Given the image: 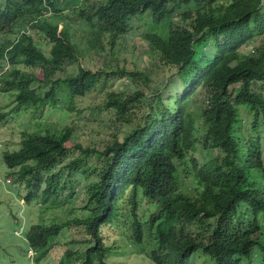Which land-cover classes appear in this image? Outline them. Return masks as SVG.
I'll list each match as a JSON object with an SVG mask.
<instances>
[{
	"label": "trees",
	"instance_id": "trees-1",
	"mask_svg": "<svg viewBox=\"0 0 264 264\" xmlns=\"http://www.w3.org/2000/svg\"><path fill=\"white\" fill-rule=\"evenodd\" d=\"M56 5L57 0H0V70L9 66L0 80L3 90H15L17 108L55 106L61 89L73 103L99 84L103 72L82 65L77 73L67 71L83 55L72 39L75 28L89 30L93 46H102L106 38L114 47L135 22L159 23L164 35L144 31L142 37L168 71L150 95L128 87L107 93L102 108L131 129L123 139L113 135L103 149L78 145L83 156L68 167L79 163L85 166L81 175L93 176L83 205L71 209L61 224L32 226L26 235L30 248L47 249L64 228L78 229L83 239L71 240L77 250L67 251L60 264H107L101 227L124 231L125 226L132 244L152 241L155 247L157 237V248L145 250L155 264H190L199 249L214 264L254 258L264 264V141L259 131L264 125V0H65V15L74 24L61 32L44 13ZM32 29L48 41L49 52ZM247 47L250 52L242 53ZM136 72L131 71L149 85V74ZM177 80L181 87L173 89L171 82ZM202 89L201 105H191L199 109L195 114L189 104ZM240 105L255 119L249 120V135L242 131ZM7 117L10 113L0 112V129H8ZM35 126L23 129L21 149L6 151L4 159L18 169L12 175L25 184L26 203L48 195L52 205L64 204L75 197V184L68 183L62 199L67 187L60 185L62 172L50 175L48 170L66 157L73 127L50 129L41 121ZM199 147L219 154L205 162L191 157L187 171L197 190L192 195L181 189L180 168ZM142 200L149 205L144 216ZM77 210L84 215H75Z\"/></svg>",
	"mask_w": 264,
	"mask_h": 264
},
{
	"label": "rangeland",
	"instance_id": "rangeland-1",
	"mask_svg": "<svg viewBox=\"0 0 264 264\" xmlns=\"http://www.w3.org/2000/svg\"><path fill=\"white\" fill-rule=\"evenodd\" d=\"M64 5L65 0H57L56 10H50L52 19L58 22L62 29L65 26L74 24V21L65 15ZM179 19L180 16L175 15L174 21L178 22ZM142 20L135 22L133 30L119 38L114 47L110 46L106 38L103 39L102 46H93L89 42L92 36L89 30L74 29L72 39L78 43L83 55L78 62L68 64L67 71L77 73L79 65H82L103 72V75L99 84L91 92L78 98L73 103L68 101L66 90L61 89L57 93L56 101L59 109L55 108L56 105L36 108L37 105L31 104L26 105L24 109L18 108L15 110L14 96L10 92L0 91V112L10 113L11 115V117L4 119V125L8 124V129H0V264H60L65 260L67 251L77 250L75 243L71 240L73 238L83 239V235L78 229L64 228L57 237L51 240L47 249L33 248L36 254L28 253L30 246L26 235L34 225L49 226L54 223H63V218L70 217L71 209L76 210L83 205L85 186L93 176L91 174L86 178L85 175H81L85 166H80L79 163L74 164L71 168L68 167L73 160L83 156V151L78 145L83 147L96 146L103 149L104 144L113 139V135H118L120 139H123L130 131L131 128L127 123L121 121L117 116L111 115L112 113L107 108H102L107 93L123 91L128 87L131 91L141 90L150 95L153 92L151 91L152 88L165 81L168 70L163 66L157 52L151 49L148 41L142 37L144 31L150 33L160 32L161 35H164L165 31L159 29V23H151L149 26L147 19L143 18ZM35 39L45 47L43 37L35 35ZM210 44L214 48L210 50L213 53L215 51L214 42ZM209 47L208 45L206 49ZM248 52H250L249 47L242 49V53ZM123 69H126L123 72L125 76L119 77L120 70ZM131 71H137V74H139L138 71L148 73L150 77L149 85L145 84V78L133 76ZM0 84H2L1 81ZM171 84L173 89L181 87L179 80L176 83L172 81ZM200 91L189 106L193 103L201 105L204 90ZM64 102L69 103V107L66 108L63 105ZM241 108L247 109L245 105H240ZM189 109L195 114L199 110L196 105L191 106ZM241 112L242 131L249 135L251 132L249 120L251 119V122H254L255 119L250 118L251 115L248 111L241 109ZM258 120L263 121L261 117H258ZM37 121H41L50 129L70 125L74 130L73 138L66 143L68 147L66 157L56 162V165L48 170L50 175L57 173L59 169L62 172L64 180L60 185L63 182L67 184V187L60 192L62 199H65L69 193L68 183L73 182L75 184V197L66 200L64 204L52 205L48 195L40 197L34 202L26 203L23 199L26 194L25 184H20L18 177L12 175V169L8 167L4 159L6 151L14 152L21 147L22 128L33 130L37 128L35 126ZM259 131L264 141L263 124H260ZM217 154H219L218 149H204L201 147L191 153L188 163L180 168L182 175L180 180L183 182L181 189L184 192L192 195L197 192L193 176L187 171L191 166V157L195 156L200 162H205ZM93 160L91 158L89 161L92 162ZM54 168L56 170H53ZM69 173H71V177ZM257 178L261 179L262 177L257 175ZM148 207L149 205L142 200L141 216L147 214ZM74 214L82 216L84 211L77 210ZM123 227L124 231H121L119 226H116L115 229L104 225L101 227L104 243L109 249L107 264H155L148 257L149 251L156 249L158 246L155 228L156 245L154 247L152 241H147L145 244H132L130 229ZM147 249L151 250L146 253L145 250ZM256 262L255 258L253 260H242V264H256ZM190 264H214V261L202 249H199L192 255Z\"/></svg>",
	"mask_w": 264,
	"mask_h": 264
},
{
	"label": "clouds",
	"instance_id": "clouds-1",
	"mask_svg": "<svg viewBox=\"0 0 264 264\" xmlns=\"http://www.w3.org/2000/svg\"><path fill=\"white\" fill-rule=\"evenodd\" d=\"M49 7V6H48ZM52 10V9H51ZM45 14H46V16H48V17H50L51 18V20L53 21V22H55V23H57L58 24V22H56V21H54L53 19H52V17H51V11L50 10H48V11H45L44 12ZM58 28H59V32H61L63 29L62 28H60V26H59V24H58ZM32 31H33V29H32ZM34 32V31H33ZM35 33V32H34ZM35 34H37V33H35ZM33 35V34H32ZM38 35V34H37ZM34 36V38H35V35H33ZM38 36H41V35H38ZM42 37V36H41ZM45 39V38H44ZM46 40V39H45ZM37 41V40H36ZM47 41V40H46ZM38 42V41H37ZM48 42V41H47ZM38 44H39V42H38ZM46 52H49V50H50V48H51V46L49 45V44H47L46 42L44 43V46L45 47H43L41 44H39ZM8 68H9V66L8 65H6L5 67H4V69L3 70H0V76L3 74V73H5L7 70H8ZM7 73H8V71H7ZM1 81V80H0ZM2 82V81H1ZM2 84H3V82H2ZM2 84H0V91H2V92H10L13 96H14V100H13V104H15V107H14V109L16 110V109H18L17 108V104H16V92H15V90H11V91H6V90H3V88H2ZM22 109V108H21ZM25 111V110H24ZM23 129H26V128H22V131H23ZM28 130H29V128H27ZM35 129V128H34ZM33 129V130H34ZM36 130V129H35ZM21 144V143H20ZM21 149V147L19 148V150ZM19 150H16V151H19ZM16 151H14V152H16ZM10 169H12V168H10ZM18 169L17 168H14V169H12V172H16ZM19 181V180H18ZM19 183L20 184H24V183H22V182H20L19 181ZM26 190V189H25ZM23 199H24V197H23ZM25 200V199H24ZM27 239V238H26ZM28 253L29 254H36V251L35 250H33V248H30L29 249V251H28Z\"/></svg>",
	"mask_w": 264,
	"mask_h": 264
}]
</instances>
